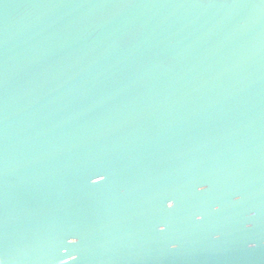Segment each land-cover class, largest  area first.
<instances>
[{"label": "water", "instance_id": "obj_1", "mask_svg": "<svg viewBox=\"0 0 264 264\" xmlns=\"http://www.w3.org/2000/svg\"><path fill=\"white\" fill-rule=\"evenodd\" d=\"M0 261L264 264V0H0Z\"/></svg>", "mask_w": 264, "mask_h": 264}, {"label": "snow or ice", "instance_id": "obj_2", "mask_svg": "<svg viewBox=\"0 0 264 264\" xmlns=\"http://www.w3.org/2000/svg\"><path fill=\"white\" fill-rule=\"evenodd\" d=\"M170 207H171V205H170ZM160 230H161V231H163V230H164V228H161ZM0 264H3V262H2V261H0Z\"/></svg>", "mask_w": 264, "mask_h": 264}]
</instances>
